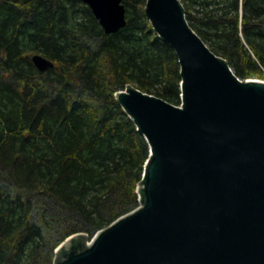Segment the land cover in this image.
Instances as JSON below:
<instances>
[{"label":"trees","instance_id":"trees-1","mask_svg":"<svg viewBox=\"0 0 264 264\" xmlns=\"http://www.w3.org/2000/svg\"><path fill=\"white\" fill-rule=\"evenodd\" d=\"M180 1L237 78H264V0ZM121 3L126 25L105 34L80 1L0 0V264H53L64 240L138 206L149 146L117 92L178 106L181 78L146 0ZM34 55L53 67L39 71Z\"/></svg>","mask_w":264,"mask_h":264},{"label":"water","instance_id":"water-1","mask_svg":"<svg viewBox=\"0 0 264 264\" xmlns=\"http://www.w3.org/2000/svg\"><path fill=\"white\" fill-rule=\"evenodd\" d=\"M76 1L105 34L126 25L121 0ZM144 12L177 56L181 103L117 92L149 146L138 206L92 237L64 240L53 264H264V82L237 78L180 0H146ZM31 60L41 72L53 67Z\"/></svg>","mask_w":264,"mask_h":264},{"label":"rangeland","instance_id":"rangeland-1","mask_svg":"<svg viewBox=\"0 0 264 264\" xmlns=\"http://www.w3.org/2000/svg\"><path fill=\"white\" fill-rule=\"evenodd\" d=\"M248 79H260V80L264 81V78H259V77H253V78H248Z\"/></svg>","mask_w":264,"mask_h":264}]
</instances>
